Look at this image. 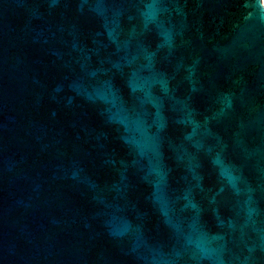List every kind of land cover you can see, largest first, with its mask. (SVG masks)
<instances>
[{"label": "water", "instance_id": "water-1", "mask_svg": "<svg viewBox=\"0 0 264 264\" xmlns=\"http://www.w3.org/2000/svg\"><path fill=\"white\" fill-rule=\"evenodd\" d=\"M0 264H264V0H0Z\"/></svg>", "mask_w": 264, "mask_h": 264}]
</instances>
